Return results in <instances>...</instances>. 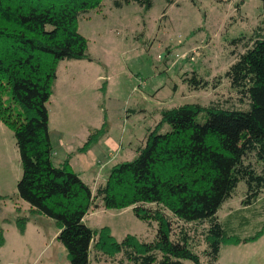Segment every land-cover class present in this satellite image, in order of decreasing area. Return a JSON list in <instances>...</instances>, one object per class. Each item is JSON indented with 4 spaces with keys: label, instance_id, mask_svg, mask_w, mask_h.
<instances>
[{
    "label": "trees",
    "instance_id": "16d2710c",
    "mask_svg": "<svg viewBox=\"0 0 264 264\" xmlns=\"http://www.w3.org/2000/svg\"><path fill=\"white\" fill-rule=\"evenodd\" d=\"M102 1L0 0V122L13 132L19 155L17 196L32 214L55 223L70 264H215L222 246L246 244L264 233V223L251 236L234 233L248 223L245 215L264 214V19L249 35L229 42L233 61L222 76L209 81L195 71L182 75L192 91L216 89L225 79L233 100L161 111L135 157L114 165L105 184L92 192L68 162L54 165L47 104L59 62L91 61L77 24L99 11ZM129 4L152 8V0L113 2L116 8ZM100 134L92 130L84 149ZM240 183L245 187L240 209L225 225L218 211ZM99 208H131L148 227L155 223L154 239L127 235L117 241L106 227L91 230L83 219ZM173 220L203 229L201 255L187 230L173 238ZM16 226L23 233L25 220L17 219ZM3 244L0 229V248Z\"/></svg>",
    "mask_w": 264,
    "mask_h": 264
},
{
    "label": "rangeland",
    "instance_id": "374dc122",
    "mask_svg": "<svg viewBox=\"0 0 264 264\" xmlns=\"http://www.w3.org/2000/svg\"><path fill=\"white\" fill-rule=\"evenodd\" d=\"M114 1L103 0L99 11L79 18L77 30L87 42L91 61L59 62L47 104L54 165L68 162L92 192L105 184L114 165L135 157L161 111L184 104L207 105L217 98L233 100L225 79L216 89L192 91L182 83V75L195 71L209 81L222 76L233 61L229 42L249 35L264 19L263 0H174L172 4L152 0L148 11L136 4L116 8ZM92 130H101L100 137L84 149ZM20 177L13 132L0 122V229L7 244L0 264H70L56 240L55 223L33 215L18 198ZM244 189L240 183L234 197L218 211L225 225L227 216L240 209ZM21 218L29 222L24 236L17 233L16 220ZM245 218L248 223L235 235L251 236L264 223V214ZM83 222L93 231L108 228L117 241L127 235L151 241L156 235L155 223L148 227L131 208L92 210ZM181 229L187 230L188 238L194 236L190 243L201 255L203 229L193 231L173 220V238ZM215 264H264V233L246 244L222 246Z\"/></svg>",
    "mask_w": 264,
    "mask_h": 264
},
{
    "label": "crops",
    "instance_id": "0c3cea01",
    "mask_svg": "<svg viewBox=\"0 0 264 264\" xmlns=\"http://www.w3.org/2000/svg\"><path fill=\"white\" fill-rule=\"evenodd\" d=\"M56 79H57V76H56ZM54 157V156H53ZM33 215H35L36 216V214H33ZM38 217V216H37ZM36 222H34V224H35ZM29 222L27 221H25V228H24V231H23V233H19L18 232V230H17V233L20 235V236H24L25 235V233H26V230H27V226L29 227ZM36 229H39L38 227L36 228ZM3 231V230H2ZM6 234H5V231H3V237H4V244H3V246L0 248V255H1V253H2V251H3V249H4V247L7 245L6 244V236H5ZM44 244H46V243H44ZM44 247H45V245H44ZM5 264H13V263H5Z\"/></svg>",
    "mask_w": 264,
    "mask_h": 264
}]
</instances>
